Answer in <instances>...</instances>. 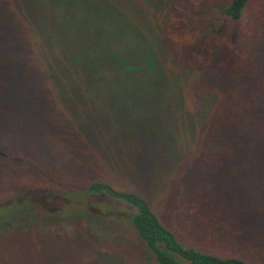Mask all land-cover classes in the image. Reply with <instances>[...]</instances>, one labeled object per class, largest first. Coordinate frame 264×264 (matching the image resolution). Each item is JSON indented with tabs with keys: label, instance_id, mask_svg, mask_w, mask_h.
Returning a JSON list of instances; mask_svg holds the SVG:
<instances>
[{
	"label": "trees",
	"instance_id": "1",
	"mask_svg": "<svg viewBox=\"0 0 264 264\" xmlns=\"http://www.w3.org/2000/svg\"><path fill=\"white\" fill-rule=\"evenodd\" d=\"M252 1L226 0L222 17L212 24L199 23L195 0H0V71L26 89L29 68L38 62L40 78L33 77L37 91L46 86L53 98H119L118 123L125 128L119 134L126 152H133L127 160L150 166L147 162L153 161L161 168L180 165L186 179L207 178L215 167H245V174L257 166L253 175L260 176L252 177L260 179L246 199L250 209L260 213L264 87L261 90L255 34L264 29V2L249 20ZM145 98L157 104L156 109L164 103V111L141 115ZM144 143L158 147L148 150ZM4 160L0 156L6 166L24 161L18 153ZM34 168L38 182L25 179L26 190L61 198L86 194L126 206L120 214L86 216L130 220L136 232L133 247L142 255L105 253L94 243L93 231L76 224L80 217L70 220L35 204L6 213L2 208L9 200L1 185L0 264H252L183 241L153 201L136 190L97 181L84 194L69 188L62 194L49 186L48 171L40 165ZM202 228L209 232L208 226ZM75 238H87L91 244L76 246Z\"/></svg>",
	"mask_w": 264,
	"mask_h": 264
},
{
	"label": "rangeland",
	"instance_id": "2",
	"mask_svg": "<svg viewBox=\"0 0 264 264\" xmlns=\"http://www.w3.org/2000/svg\"><path fill=\"white\" fill-rule=\"evenodd\" d=\"M225 2L195 0L197 10L201 12L199 23L213 21V24L219 21L222 17L220 8ZM263 2H251L246 13L251 17L249 20L263 7ZM255 38L261 62L258 77L262 80V90L264 29L256 33ZM0 59L4 57L0 55ZM25 59L28 60L21 55V60ZM34 64L39 65L38 62ZM35 65L29 68L32 75L23 82L26 89L9 82L0 71V156L8 160L18 153L24 159L23 163L15 162L10 166H6L8 162H0V186L3 185L4 197L9 200L2 211L8 213L35 204L70 220L80 217L76 224L92 230L94 243L100 245L105 253L119 254L122 258L131 251L135 258L142 255L136 250V245L133 247L136 232L130 220L112 216L88 220L86 216L89 212L96 216L112 212L120 214L121 208L126 206L86 194L61 198L26 190L25 179L30 183L38 182L34 166L40 165L50 175L52 182L49 186L62 194H66L64 190L67 188L68 191L84 194L87 186L93 182L111 181L120 189L136 190L151 199L157 213L166 220L168 218L171 231L183 241L211 253L227 252L252 264H264V204L260 205L263 213H256L250 209L246 199V194L253 191L252 187L260 179L252 177L260 176L253 175L257 166L249 167L245 174V167L242 171L236 168L237 172L231 167H215L207 178L196 175L186 179L181 174L180 165L161 168V163L153 161L147 162L153 164L150 166L135 158L127 160V157L132 159L133 152L130 149L126 152L119 134L125 130L120 129L118 123L119 98H53L52 90L46 89V86L43 90H36L33 77L40 78L41 68ZM145 99L141 115L161 114L164 111V103L156 109L157 104L153 105L152 100ZM159 129L169 130L163 126ZM144 144L148 150L158 147V143ZM148 160L150 157L145 161ZM21 181L20 185L17 184ZM43 183L47 184L45 181ZM241 193L243 195H239ZM209 209L213 212H206ZM217 211H221V215ZM202 225L208 226L209 232H205ZM116 237L120 240L115 241ZM73 242L76 246L91 244L87 238L82 241L75 238ZM143 253L146 259L150 258L151 254ZM88 264L95 263L91 260Z\"/></svg>",
	"mask_w": 264,
	"mask_h": 264
}]
</instances>
